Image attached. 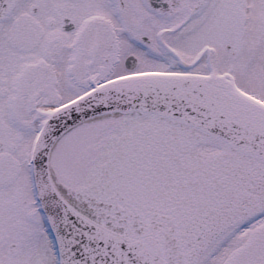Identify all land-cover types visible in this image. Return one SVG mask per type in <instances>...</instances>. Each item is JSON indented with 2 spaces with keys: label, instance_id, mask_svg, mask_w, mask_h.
Wrapping results in <instances>:
<instances>
[{
  "label": "snow or ice",
  "instance_id": "6c2138e0",
  "mask_svg": "<svg viewBox=\"0 0 264 264\" xmlns=\"http://www.w3.org/2000/svg\"><path fill=\"white\" fill-rule=\"evenodd\" d=\"M0 264H264V0H0Z\"/></svg>",
  "mask_w": 264,
  "mask_h": 264
}]
</instances>
